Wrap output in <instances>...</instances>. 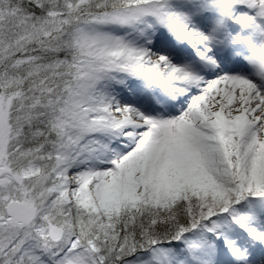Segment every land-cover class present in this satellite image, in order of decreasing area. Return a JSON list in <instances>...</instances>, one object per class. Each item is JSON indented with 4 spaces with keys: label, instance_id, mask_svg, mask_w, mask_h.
Instances as JSON below:
<instances>
[{
    "label": "snow or ice",
    "instance_id": "obj_1",
    "mask_svg": "<svg viewBox=\"0 0 264 264\" xmlns=\"http://www.w3.org/2000/svg\"><path fill=\"white\" fill-rule=\"evenodd\" d=\"M0 264H264V0H0Z\"/></svg>",
    "mask_w": 264,
    "mask_h": 264
}]
</instances>
